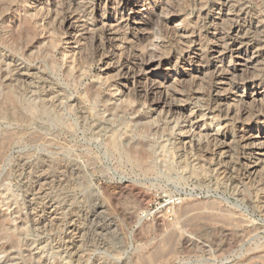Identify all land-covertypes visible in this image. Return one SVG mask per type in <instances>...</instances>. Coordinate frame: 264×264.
<instances>
[{
    "label": "rangeland",
    "instance_id": "374dc122",
    "mask_svg": "<svg viewBox=\"0 0 264 264\" xmlns=\"http://www.w3.org/2000/svg\"><path fill=\"white\" fill-rule=\"evenodd\" d=\"M6 1L0 14V264H264V162L249 181L236 142L223 154L217 149L255 124L264 106L238 102L235 108L248 113L225 115L212 88V64L230 65L235 46L223 42L233 29L259 64L234 73L223 87L264 85V0H175L164 13L180 14L169 26L181 19L184 37L151 17L150 40L158 36L163 58L178 73L189 64L200 67L167 88L200 113L192 120L160 115L154 97L140 92L149 81L123 86L140 37L119 22L120 40L103 44L100 16L115 14L114 2L94 0L93 8L70 0ZM23 27L29 38L17 36ZM216 45L222 54L213 53ZM8 90L12 101H4ZM130 142L145 152H130ZM172 199L176 208L215 206L178 216Z\"/></svg>",
    "mask_w": 264,
    "mask_h": 264
},
{
    "label": "bare ground",
    "instance_id": "6f19581e",
    "mask_svg": "<svg viewBox=\"0 0 264 264\" xmlns=\"http://www.w3.org/2000/svg\"><path fill=\"white\" fill-rule=\"evenodd\" d=\"M70 1H71V4L78 5L79 3H83L85 5V7L86 6H92L93 8L95 7V4H96L94 0H70ZM107 1L114 2L116 4L117 8L115 10V14L113 13V14L107 15V16L106 15L103 16V14H102L100 16L101 18L99 20V23H100L99 25H100V27L102 29L101 40L103 41V44L104 45H112V44H115V42L117 40H120L119 39L120 37L119 38L117 37L118 34H117V29H116V27L119 24V22L120 23H125V25L127 24V25L131 26V29L134 32V34H136L137 36L140 37V39H138L139 41H138V44H137L139 50L138 51L137 50L134 51L133 54L131 53L132 54L131 58L133 57L132 60L134 61V66H133V68H127L126 69V73H127V75L129 77L127 76L128 79H125L126 83L123 84V86L125 87V86H128V84L131 85V84L137 83V82L142 81V80L149 81V84H150L149 88H147V86L146 87H143V86L141 87V85H140V87H141L140 92H142L145 95L151 94L154 97V104H155V107L159 109V113L161 112V113L166 114L165 116L167 118H186V119H189V120H192V119H195V118H200L201 117L200 113L198 111H196L193 107H191V108L188 107V104L183 103L181 101V99H179V97H177V96L171 97L167 93V88H169L172 85H174L175 82H181L182 80L184 81L185 77H187V76L188 77L189 76L190 77L193 76V73H198L200 71V67H198V65H194V64L192 65V64L188 63L189 65H187V68L182 69V71L180 73H178L177 70H175L176 69L175 65H171L170 62L166 61L163 58L164 56H162L160 54V52H161V44H160L159 39L157 38L158 36L156 38L153 36V39L150 40L151 31H150V28H149V26H150L149 23H150L151 17H153V16L156 17V19H157L156 22L159 23L164 29L166 28V29L170 30V33H173V34L177 35L178 37H184L185 36L184 29L182 28V25H181V19L177 20V22H175L172 25V27L169 26V21L171 20V18H173L175 16H177L179 18L180 14H178L176 12H175L176 14L172 13V12L164 13V12L167 11V6L170 5V7H171L174 4L173 1H175V0H107ZM6 2H7L6 0H0V14H3ZM227 4H228V2H227ZM66 6H68V5H66ZM225 13L227 15H229V16L234 15V14L231 13V10L229 8H227V6L225 8ZM75 19H76V15L75 14L71 15V16H67L66 23L69 22L70 25H71L72 22ZM96 23H98V22H96ZM70 25H68V26H70ZM155 26H156V24L154 25V27ZM239 28H240V26H239ZM70 29H71V27H70ZM154 31H156V30H154ZM70 32H72V31H70ZM83 33H85V32H83ZM239 34H240V30L233 29L230 32H228L227 35H226V38H227L228 42L227 43L223 42L224 45L227 44V46H229V44H231L233 47L235 46L234 52L231 55H229L230 65L227 67V69L218 70L219 66L217 64H215V63L212 64L213 68L217 72L216 73V77H215V81H214V85L212 87L213 91L215 93V96H217V99L219 97L221 101H224V103H222V104H224L225 115L233 114L232 116H237L238 118H239V116H243L246 113H248L246 108H241L240 107L241 109H239V110H237V108H235L236 105H238L239 103L244 104V105H246V104L253 105V106H256V107L257 106H264V85L259 83V82H256V81L252 80V81L244 82L242 86H237L235 84V86H233V87H228V88H224L223 87V85L226 84V80L229 79L230 76H234L233 75L234 73H236V72L237 73H242L241 75H243L244 72H249L250 70H252V68L256 67V65L258 63L259 55L255 54L253 51L250 50L251 48H249L247 46H244L242 41L238 40V38L239 39L241 38L239 36ZM215 35L216 36L217 35H221V33L220 32H218V33L216 32ZM17 36L18 37L22 36V37H25V38H29L30 30L28 28H24L23 27L21 29V31L17 33ZM69 37L71 38V36H69ZM170 37H172V36H170ZM218 38H220V36H218ZM222 39L224 40V36H223V38L221 36V38L219 40H222ZM240 40H242V39H240ZM129 41L130 40H128V42ZM139 43H142L141 45H143V47L140 46ZM175 43H177V42H175ZM223 43H221V44H223ZM221 46L222 45H219V46L216 45V47H215L216 50H214L213 53L222 54L223 53V49L221 48ZM220 49H222V50H220ZM125 57H126V54H125ZM223 63H224V61H223ZM103 65H105V63ZM123 67L121 66L118 69L122 70V69H124ZM210 68H211V66H210ZM249 76H250V74H249ZM28 77L29 76L27 75L26 78H24V80H26ZM201 80H204V79H201ZM184 83L186 84V82H184ZM126 89L127 88L121 89V92L125 91ZM140 92H138V93H140ZM13 96L14 95L11 94L10 91L8 93L6 92V95L4 97V101H12L13 100ZM161 113H160V115H161ZM254 117L256 118L255 124L253 123V125H249L248 124V125L242 126L240 128L239 132H238L239 134H238L236 139L235 138H233L232 140L231 139L227 140V138L223 139V141L220 143V145L217 148L218 151L223 154V153H225L226 150L229 149V147L231 145V141H235L236 142V144L240 147V150H242V153H243V159L242 160H244V166H245V169L247 171L246 178H248L249 181L250 180L256 181L255 179L253 180V176L255 178L257 177V175H258L257 173L259 172L258 170L262 168V165H263L262 163L264 162V136H261V133H263V131H264V125H263L264 124V114L258 112L257 114H255ZM232 127H234V126H232ZM188 132H189V130H188ZM212 137H213V139H215L217 141V137H219L218 136V132L214 133ZM129 151L133 152V153L140 152V154H141V153L145 152V148L140 143H131L130 142ZM169 203H173L172 204L173 205L172 213H174V214L177 213L178 216L179 215H183L185 213H188L192 209H195V208H210V209L212 208L213 209L214 206H215L214 202L209 204L208 206L207 205L203 206L202 204H196V203H188L184 207L182 205H180L178 208H176L174 199L170 200ZM168 208H171V207H168ZM170 212H171V210H170ZM150 214H151V212H145L143 214V216L139 217V218L140 219L146 218ZM224 218H225L226 221L229 220V218L227 216H224ZM199 223H201V222H199ZM157 225L158 226H162L163 222L159 221V223H157ZM202 226H204L203 223H201L199 225V227H202ZM173 237H174V235H173Z\"/></svg>",
    "mask_w": 264,
    "mask_h": 264
},
{
    "label": "built area",
    "instance_id": "2783aa9c",
    "mask_svg": "<svg viewBox=\"0 0 264 264\" xmlns=\"http://www.w3.org/2000/svg\"><path fill=\"white\" fill-rule=\"evenodd\" d=\"M146 212H150V210H147ZM145 212H142V215L144 214ZM149 216V215H148Z\"/></svg>",
    "mask_w": 264,
    "mask_h": 264
}]
</instances>
